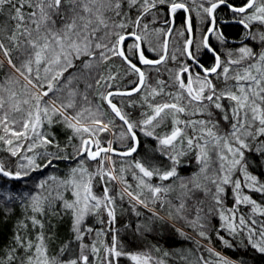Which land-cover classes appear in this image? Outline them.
Masks as SVG:
<instances>
[{
  "label": "snow or ice",
  "instance_id": "snow-or-ice-1",
  "mask_svg": "<svg viewBox=\"0 0 264 264\" xmlns=\"http://www.w3.org/2000/svg\"><path fill=\"white\" fill-rule=\"evenodd\" d=\"M222 5L231 12L243 14L238 22L246 30L244 38L258 41V50L244 44L235 54L231 50L224 53L222 59L221 53L209 44V35L226 43L223 33L215 26L214 14ZM161 6L168 9L169 19L165 23L169 28L156 32L164 37L172 34L171 26L178 11L185 14L184 32L187 33L193 30V12L197 17L203 13L210 18V27L201 43L214 63L205 67L193 54L192 39H186L183 55L193 65L184 63L175 72L174 92L165 91L166 82L163 80L157 81V87L147 85L145 71L127 54L132 52L145 66L161 65L169 59L167 39L160 45L157 58L145 55L146 50L156 49L148 38V24H141V20L153 10L160 11ZM133 10L135 19L130 15ZM256 26L264 27V0H246L239 7L228 0H0V71L3 72L0 76V129L4 133L0 135V141L8 146L7 150L14 157L20 155L25 143L26 151L33 153L24 155V162L19 163L16 170L6 169L0 163V175L25 181L33 172L53 166L55 160L68 159L51 152L36 151L49 146L59 149L54 135L45 130V125L51 128L54 123H61L79 139L73 154L77 166L71 168L68 177L61 179L52 175L39 180L35 191L27 197L25 206L33 213L28 220L34 228L40 229L35 240L24 239L17 232L13 238L15 247L0 257V264H91L84 252L89 245L83 243L76 258L50 256L43 231L45 219H62L70 214L75 239L82 241L86 232L92 231L91 228L82 230L86 217L93 215L99 218L103 209L108 217L107 223L114 225L116 199L123 200L125 196L134 202V208L142 206L161 221L183 220L200 237L209 241L212 239L207 231L209 219L216 206H220L217 214L223 221L221 229L232 237L246 232L250 247L264 254V219L248 221L244 215H237L238 208H223L227 186H231L235 205H251L252 214L264 217V207L243 192L248 188L264 193V183L249 173L245 158L246 152L264 155V31H254ZM130 27L143 29V32L128 31ZM184 32L179 34L184 35ZM128 39L133 41L130 48L125 46ZM113 57H120L138 76L136 87L130 91L108 90L112 88L116 75L93 76ZM171 59H176L175 54ZM196 68L201 71L197 72ZM89 79H94L95 84L89 83ZM214 80L221 81L224 86L218 88ZM81 81L85 84L83 91L79 88ZM229 81L233 83L229 84ZM100 86L105 87V92H98ZM144 88L148 89L144 102L150 112L143 113L142 120L133 122L113 102V98L131 96ZM89 90H93L114 117L122 122L124 130L118 139L132 142L126 150H118L111 140L102 146L99 135L110 132L114 121L103 118L108 113L103 111V105H93ZM161 95L169 99L156 103L149 101V97L155 100ZM194 116L204 118L192 119ZM168 124L169 131L156 134L157 128ZM137 130L156 141L155 151L166 157L169 163L159 167L150 161H131L129 167L137 170L132 173L137 181V191H132V185L124 175L128 170L125 162L122 160L117 169L112 157H130L137 152L140 145ZM20 141L23 143H18ZM189 153H195L199 167L198 171L184 177L178 169ZM85 160L97 161L96 170L89 171ZM237 173H242V179H233ZM153 178L161 182L178 181L179 202L173 204L167 199L168 194L175 191L172 184H153ZM94 182L102 187L100 194L94 192ZM120 185L123 187H118ZM66 191L71 192V199L65 198L63 193ZM202 197L210 198L212 206L205 209ZM5 199L12 200L13 197ZM149 203L167 204L170 208L167 217L160 216L149 207ZM135 214L141 215L138 211ZM47 222L49 227H54L50 220ZM19 226L27 228L23 222ZM141 228L143 226L138 225L137 232ZM221 229H216V237L226 247H233L229 239L220 235ZM154 248L160 251L158 247ZM66 250L67 245L60 249L61 256ZM105 250L103 264H119L121 257H127L133 264H166L150 251H124L115 235L110 244L105 245ZM205 251L215 259H206L201 254L196 262L189 264H236L213 247L206 246ZM91 252L97 253L99 249L93 244Z\"/></svg>",
  "mask_w": 264,
  "mask_h": 264
},
{
  "label": "trees",
  "instance_id": "trees-1",
  "mask_svg": "<svg viewBox=\"0 0 264 264\" xmlns=\"http://www.w3.org/2000/svg\"><path fill=\"white\" fill-rule=\"evenodd\" d=\"M228 2L233 6L239 7L245 4L246 0H228ZM205 6H208L207 3H205ZM130 15L132 19L136 18L134 10L130 13ZM214 15L216 17V22L219 25V30L223 33L226 43H221V41L210 37L209 44L221 53L222 59L224 58V53L231 50L235 54L236 50L244 44H248L250 47H253L254 51L260 48L258 41H250L243 38L246 33L243 25L233 23L222 24V21L239 20L242 18L243 14L231 12L227 7L222 5L220 8L216 9ZM184 16L185 14L183 11H178L175 15V27L169 40V59L166 63L155 66H145L139 63L137 57L134 56L132 52L127 53L130 57H132L133 61L140 64L141 68L145 71L147 85L157 87V81L163 80L166 82L165 91L174 92L176 90L174 87L175 72L178 71L184 63L192 65V61L183 55L184 42L189 37V33L184 32ZM168 19L169 16L167 7L161 6L160 11L153 10L150 15L145 16L143 20H141V24H148V38L151 40L152 47L156 49V51H145V55L151 59L157 58L160 45L165 40V37L158 35L156 30H167L169 28V24L165 23V21ZM209 27L210 18L206 14L202 13L201 17H197L195 12L192 13V29L194 33L192 51L205 67H210L214 63L211 54L207 53L201 43ZM128 31H137L138 33H142L143 29L130 27ZM254 31H264V27L256 26ZM181 32H184V35H180L179 33ZM242 38L244 40H242ZM238 40H242V42L240 44L232 42ZM199 42L200 44H198ZM132 43L133 41L128 39L125 41V46L130 48ZM142 47L148 48L146 44H142ZM173 54L176 56L175 60L171 59ZM157 69H159V71H157ZM196 71L200 72L201 70L196 68ZM109 73L116 75V80L112 82V88L108 89L109 91L117 89L127 90L136 87L135 82L138 80V76L130 70L129 66L120 57H113L112 60L108 61L100 69H98V72L93 73V76L99 74L107 77ZM2 75L3 72L0 71V76ZM88 82L95 84L94 79H89ZM213 82L217 84L218 88H222L224 86L219 80H214ZM231 83L233 82L229 81V84ZM79 88L81 91L84 90V82H79ZM105 90L104 86H100L98 92L102 93L105 92ZM147 94L148 89L144 88L132 96H116L113 98V102L117 103V105L125 114H127L131 121L138 122L144 118L142 115L143 113L150 112L144 102V97ZM89 98L92 100L93 105H103V111L108 113L105 117H103L105 120L112 119L114 121V123L110 125V132H104L99 135L102 146H106L107 142L111 140L113 141L114 147L126 150L132 142L130 140L120 141L118 139L119 133L124 130L123 127H121L122 122L119 118L114 117V115L110 112V109H108L106 103L99 100L93 90H89ZM168 99L169 97L165 95L157 96L155 100H151L149 97V101L152 103ZM223 103L227 104L228 101H223ZM191 118L201 119L204 117L194 116ZM169 129L170 124L157 128L155 132L156 134H163L164 132L169 131ZM45 130L54 135L55 142L59 144V149L49 146L47 149H37L36 151H47L60 156H67L68 159L55 160L53 166L44 168L43 171L34 173L28 181H13L7 179L3 175H0V257H3L10 248L15 247L13 238L17 232L22 238L32 239L34 241L35 236L40 231V229L34 228L28 220V217L33 215V213L30 208L25 206L28 203L27 197L35 191L37 182L52 175L61 179L67 178L71 168L77 166V160H74L73 154L75 152V147L79 145V139L74 136L73 131L61 123H54L51 128H48V126L45 125ZM3 134L2 129H0V135ZM189 134H191L190 130ZM137 135L140 140V146L134 155L123 158L119 156L112 157L116 160L117 169L121 166L122 160L125 162L124 166L128 168V170L124 173V175L127 178L128 183L132 185V188L130 189L132 191H137V181L132 175V173L137 170L129 167L131 161H150L152 164L159 167H164L169 163L166 157L161 156L158 151H155L157 143L152 137L146 136L139 130H137ZM70 137L72 138L71 142L69 141ZM49 138L51 139L52 136L50 135ZM18 143H23V141ZM13 146H15V144ZM7 148L8 146L0 141V163H3L6 169L16 170L17 165L24 162L22 160L24 155H33V153L26 151L27 143L24 144V148L21 150L20 155L15 157L11 155ZM245 158L249 173L255 175L261 183H264V155H260L255 151L246 152ZM80 159H83V157H80ZM68 160L71 161L69 162ZM38 162L41 161L38 159ZM84 163L88 167L89 171H94L97 165V161L85 160ZM198 167L199 166L195 159V153H189L183 158L182 166L178 169V171L181 176L187 177L198 171ZM215 167L216 165L213 164V168ZM236 178L242 179V173L234 175L233 179ZM98 179L99 178H97V180ZM152 183H163L165 185L172 184L175 191L170 192L167 199L171 200L173 204H177L179 202L177 199L180 195L178 181L176 183H173L172 181L161 182L158 179L153 178ZM209 186L212 187L211 185ZM53 187H56V185H53ZM118 187L123 186L120 185ZM99 189L102 191V187L100 185ZM243 192L244 194L251 196L257 201V203L264 207V193L255 192L248 188H244ZM45 194L47 195V193ZM63 194L66 199L72 198L70 191H66ZM53 195H55L54 192ZM146 195L148 194L146 193ZM7 196H12L13 199H5ZM202 198L205 199V209L212 206L210 198ZM234 200L235 197L233 190L231 186H227V195L224 197L223 204L224 209L236 207L238 208L237 215H244L245 219L248 221L251 219H264V217H261L258 213H251V205L237 206L235 205ZM133 205L134 202H130L127 196H125L123 200L117 197L115 203L116 221L114 225H109L107 223L108 217L103 209H101L99 218L93 215L86 217L81 226L82 230L91 228L92 231L90 233L86 232L82 241H77L75 239V235L72 231L73 222L70 214L64 215L62 219L59 217H47L45 219V228L43 231L46 236L49 255L57 256L62 259L65 257L76 258L80 254L79 246L83 243L89 245V248L85 249L84 252L89 256L91 264H103V259L105 257V245L110 244L112 236L115 235L121 245H123L124 251H150L155 258L165 260L166 264H189V262H196L201 254L206 259H215L214 256H209V254L205 251L206 246L213 247L222 255L236 261V264H264V254H261L250 247L247 239L245 238L247 235L246 232H242L239 237H232L221 229L223 221L220 220L219 215L217 214L220 206H216V210L213 211L209 219L210 226L207 231L212 236V239L209 241L200 237L197 234V231L189 227L183 220H157L152 216V213L149 212L148 209L139 205H136L134 208ZM56 207H60L58 203L56 204ZM149 207L154 208L157 212H159L160 216L164 217H167V214L170 211L167 204L161 206L160 204L153 205L149 203ZM9 208L10 211H6V209ZM137 211L141 213L140 216L135 214ZM47 220H50L54 227H49ZM21 222L27 224V228L19 226ZM138 225L143 226L140 232H137L136 230ZM144 228L151 230L145 231ZM216 229H221L220 235L229 239L233 244V247L228 248L221 243L215 235ZM97 233H103V235H97ZM241 241L243 243H241ZM93 244L99 249V252H91V246ZM65 245H67V250L61 256L60 249L64 248ZM154 246L158 247L160 251H155ZM165 252H168L169 255L165 256ZM182 257H186L187 259H182ZM5 264H7V262H5ZM119 264L133 263L127 257H121L119 258Z\"/></svg>",
  "mask_w": 264,
  "mask_h": 264
},
{
  "label": "water",
  "instance_id": "water-1",
  "mask_svg": "<svg viewBox=\"0 0 264 264\" xmlns=\"http://www.w3.org/2000/svg\"><path fill=\"white\" fill-rule=\"evenodd\" d=\"M238 21H239L238 19H236V20H229V21H222V24L233 23V24H239V25H241ZM215 26H216V24H215ZM171 27H172V32H173L174 27H175V24L173 23ZM171 35H172V34H171ZM171 35L165 37V39H167V41H168V52H169V40H170ZM193 35H194V33H193V30H192V32L189 33V37H188V39H192V40H193ZM210 36H211V35H209V37H210ZM209 37H208V40H209ZM232 42H234V43H241L242 41H232ZM133 63H136V62L133 61ZM137 65H138L139 67H141L140 64H137ZM142 70H143V69H142ZM130 90H131V89L120 90V91H130ZM111 91H112V90H111ZM137 93H138V92H135V93H133L132 95H135V94H137ZM132 95H131V96H132ZM136 135H137V133H136ZM137 138L139 139L138 135H137ZM139 141H140V140H139ZM139 146H140V145H139ZM138 149H139V147H138ZM138 149H137V151H138ZM118 150L123 151L122 149H118ZM134 154H135V153H133V155H134ZM113 156H116V155H113ZM74 160H76V159H74ZM68 161L70 162L71 160H68ZM96 167H97V165H96ZM96 167H95L94 171L96 170ZM40 171H43V169L40 170ZM37 172H38V171H37ZM34 173H36V172H33L32 175H31V177L34 175ZM31 177H30V178H27L25 181L30 180ZM6 178H7V179H10V180H13V179L8 178V177H6ZM13 181H18V180H13ZM94 192H96V191H95V188H94Z\"/></svg>",
  "mask_w": 264,
  "mask_h": 264
},
{
  "label": "rangeland",
  "instance_id": "rangeland-1",
  "mask_svg": "<svg viewBox=\"0 0 264 264\" xmlns=\"http://www.w3.org/2000/svg\"><path fill=\"white\" fill-rule=\"evenodd\" d=\"M193 41V40H192ZM198 44H200V42L198 43ZM238 50V49H237ZM113 159V158H112ZM113 160H115V159H113ZM116 161V160H115ZM94 188H95V191H96V193L97 194H100L102 191L99 189V184H95V182H94ZM106 255V250H104V256ZM131 261V260H130ZM132 262V261H131ZM133 263V262H132Z\"/></svg>",
  "mask_w": 264,
  "mask_h": 264
},
{
  "label": "flooded vegetation",
  "instance_id": "flooded-vegetation-1",
  "mask_svg": "<svg viewBox=\"0 0 264 264\" xmlns=\"http://www.w3.org/2000/svg\"><path fill=\"white\" fill-rule=\"evenodd\" d=\"M239 20H240V19H239ZM216 27H217L218 29H220V28H219V25L217 24V22H216ZM210 37H212L213 39L217 40L216 37L213 36V35H211ZM210 37H209V38H210ZM244 37H245V36H244ZM244 37H243V38H244ZM243 38H242V40L245 39V38H244V39H243ZM242 40H238V41H242ZM239 44H240V43H239ZM192 65H193V62H192ZM192 65H190V66H192ZM198 69H199V68H198ZM199 70H201V69H199Z\"/></svg>",
  "mask_w": 264,
  "mask_h": 264
}]
</instances>
